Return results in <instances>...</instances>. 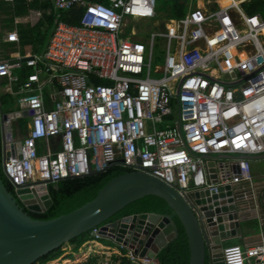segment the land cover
Masks as SVG:
<instances>
[{"label": "built area", "instance_id": "built-area-1", "mask_svg": "<svg viewBox=\"0 0 264 264\" xmlns=\"http://www.w3.org/2000/svg\"><path fill=\"white\" fill-rule=\"evenodd\" d=\"M52 2L56 12L82 9L80 23L59 21L43 54L0 59L3 91L17 97L19 119L31 120L20 140L19 119H9L13 137L3 142L15 191L119 166L162 181L204 220L191 193L212 196L251 180L247 157L264 155L262 14H247L240 0L213 10L195 2L175 19L177 33L143 42L136 28L156 18L157 0ZM157 38L165 41L162 65ZM23 66L33 71L14 91ZM119 248L126 253L98 264H158ZM222 254L224 264H264V239Z\"/></svg>", "mask_w": 264, "mask_h": 264}, {"label": "water", "instance_id": "water-1", "mask_svg": "<svg viewBox=\"0 0 264 264\" xmlns=\"http://www.w3.org/2000/svg\"><path fill=\"white\" fill-rule=\"evenodd\" d=\"M33 114V111L23 112L22 116ZM19 118V112L2 113L3 142L13 137L8 120ZM17 146L20 148L21 142ZM8 156L4 151L3 158ZM255 159H264V155L247 157V160ZM209 166L212 167L210 172H215L214 162ZM15 194L31 212L43 213L52 203L45 185L17 189ZM150 195L165 200L178 216L188 239L189 264H205L207 259L209 264H224V242L241 234L231 185L219 187L218 194L212 196L209 191L191 193L203 212L202 220L168 185L142 172L130 171L109 181L93 201L45 221L31 218L0 179V264H34L42 256L87 232L139 258L156 259L177 238L175 225L169 217L143 213L111 220L130 203Z\"/></svg>", "mask_w": 264, "mask_h": 264}, {"label": "trees", "instance_id": "trees-1", "mask_svg": "<svg viewBox=\"0 0 264 264\" xmlns=\"http://www.w3.org/2000/svg\"><path fill=\"white\" fill-rule=\"evenodd\" d=\"M96 2H107V0H90ZM171 2V12L174 19L182 18L189 10V7L194 6L196 0H169ZM243 9L247 14H262L264 16V0H249L242 4ZM31 10L42 12V18L33 27L27 25L18 26L20 52L23 56L31 55L33 52H40V46L43 38L53 30L59 21L71 25H78L82 16V9H74L70 11L56 12L50 0H0V56L1 59H7L6 51L9 48H14V43L4 42L3 33L12 31L15 27L14 20L16 17H22L29 14ZM157 20L154 21L156 26ZM167 31L171 29L167 28ZM135 33V31H132ZM32 68L21 67L17 70L18 81L13 83L14 91H17L20 84L24 82L27 76L32 73ZM7 85L6 80H0V179L5 188L15 197L17 203L23 210L35 220H51L62 215L68 214L93 201L98 192L113 178L123 175L128 170L119 166H113L105 172L92 174L79 178H67L59 181L56 184L47 186L48 193L51 198V206L43 213H36L27 210L19 201L15 194V188L6 177L3 170V139L1 128L2 113L8 114L18 110L16 105L17 97L11 93L4 92L3 89ZM26 120L19 119L16 126L20 132H26ZM155 213L161 216L169 217L175 225L177 238L168 244L157 256L158 264H189L190 251L188 239L185 230L176 215L169 207L167 202L157 196H146L135 202L130 203L111 220H116L121 217ZM90 232L84 233L68 242L72 247L73 252H77L85 243L93 241ZM124 251V250H123ZM63 246L42 256L34 264H48L51 261L57 260L64 254ZM125 254V251L123 252ZM122 264H128L126 259H122ZM205 264H209L208 259Z\"/></svg>", "mask_w": 264, "mask_h": 264}, {"label": "crops", "instance_id": "crops-1", "mask_svg": "<svg viewBox=\"0 0 264 264\" xmlns=\"http://www.w3.org/2000/svg\"><path fill=\"white\" fill-rule=\"evenodd\" d=\"M53 9L54 4L50 0ZM249 0H241V2H247ZM207 0H205V9L208 7ZM42 18V12L31 10L28 15L22 17H16L14 20L15 27L12 31H5L3 33L4 42L14 43V48H9L5 52L8 58L13 55L21 54L19 46V34L18 26H35ZM160 23L166 24L167 21H159ZM176 21L167 23L166 29H171V32L175 30ZM55 27L46 37L43 38L40 46V52H33L31 55L43 54L49 44V41L53 35ZM165 29V31H167ZM169 32V31H168ZM133 33V32H132ZM134 34V33H133ZM23 56V55H22ZM15 131H18V127L15 126ZM245 175L250 177V181L242 182L241 184L233 187V194L238 207V220L241 227V234L234 238L228 239L224 242V246L227 245H239L242 248H248L257 245L264 239V159L248 160V167ZM89 245L88 251L85 253L81 248L77 252L72 251V247L69 246L68 251L64 253L65 261L60 263L59 260L51 261V264H88L90 257H97L104 259L105 255L117 254L119 251L116 247L104 246L96 241L87 242L83 246ZM116 246V245H115ZM88 247V246H87ZM95 248V249H92ZM79 253H81L79 255ZM126 253V252H125ZM85 255V256H84ZM69 256L73 257L70 258ZM116 256V255H115ZM113 256V258H115ZM249 264H260L257 260H250Z\"/></svg>", "mask_w": 264, "mask_h": 264}, {"label": "rangeland", "instance_id": "rangeland-1", "mask_svg": "<svg viewBox=\"0 0 264 264\" xmlns=\"http://www.w3.org/2000/svg\"><path fill=\"white\" fill-rule=\"evenodd\" d=\"M230 0H207V2H209V4L207 5L209 9H216L217 6L219 4H222L223 2H229ZM241 1V0H240ZM197 3V0H196ZM193 6L189 7V9H191ZM157 11H158V15L156 16V18L154 19H163V18H168V17H172L173 18V14L171 12V2H169V0H157ZM154 21L153 22H145L142 23L140 25V28L137 26V30L141 32L142 35H144V38H142L143 42H147L150 38V36L152 34H159L163 31L162 28H164L163 25H161L160 27H155L154 25ZM5 33V32H4ZM155 52L156 54L159 56V59L155 61V64H159L162 65L164 62V55H165V41L164 40H160L159 38H157L156 42H155ZM2 56H0L1 59ZM26 122H30L31 120L29 118L25 119ZM15 126L16 123L13 124V130H14V136L17 138H21L22 136H24L25 133L20 132V129L18 128V131H15ZM18 127V126H17ZM93 238V237H92ZM95 239V238H93ZM94 241L104 245V246H110V247H116L118 250H120L117 246H115L112 243H109L105 240L102 239H95ZM69 245L68 244H64L63 245V250L65 251L64 253H66L68 251ZM85 253L88 251L87 249H89V247H85L82 246L81 248ZM95 249V248H92ZM81 253H79L80 255ZM70 258H73L71 256H69ZM60 259V263L65 261V256L64 254L59 257L57 260ZM99 261H102V259L99 260V258L97 257H90L88 260V264H98Z\"/></svg>", "mask_w": 264, "mask_h": 264}, {"label": "bare ground", "instance_id": "bare-ground-1", "mask_svg": "<svg viewBox=\"0 0 264 264\" xmlns=\"http://www.w3.org/2000/svg\"><path fill=\"white\" fill-rule=\"evenodd\" d=\"M229 2H223L222 3V5H227ZM197 4H198V6L200 7V8H203V9H205V0H197ZM208 5V4H207ZM157 20H159V21H162V20H164V21H167L166 22V24H163V23H160V22H158L157 23V25L155 26V27H160L161 25H163L164 26V28H162L163 29V31L161 32V33H166V34H175V33H177L178 31H179V23L177 22L176 23V27H175V30L173 31V32H171V31H165V29H166V26L168 25L167 23H169V22H171V21H176L174 18H172V17H168V18H163V19H157ZM154 21V20H153ZM152 21V22H153ZM135 31V30H134ZM133 34V33H132ZM135 34V33H134ZM87 254V253H86ZM85 256V255H84Z\"/></svg>", "mask_w": 264, "mask_h": 264}, {"label": "flooded vegetation", "instance_id": "flooded-vegetation-1", "mask_svg": "<svg viewBox=\"0 0 264 264\" xmlns=\"http://www.w3.org/2000/svg\"><path fill=\"white\" fill-rule=\"evenodd\" d=\"M24 136H22L21 138H19L20 140L23 138Z\"/></svg>", "mask_w": 264, "mask_h": 264}]
</instances>
